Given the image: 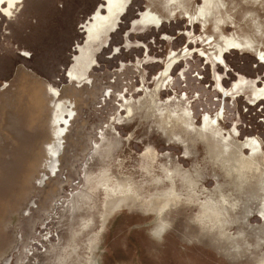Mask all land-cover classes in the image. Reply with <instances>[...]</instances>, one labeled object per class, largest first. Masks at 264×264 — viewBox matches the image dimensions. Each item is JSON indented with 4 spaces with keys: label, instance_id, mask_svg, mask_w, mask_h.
Wrapping results in <instances>:
<instances>
[{
    "label": "rangeland",
    "instance_id": "374dc122",
    "mask_svg": "<svg viewBox=\"0 0 264 264\" xmlns=\"http://www.w3.org/2000/svg\"><path fill=\"white\" fill-rule=\"evenodd\" d=\"M104 1L0 0V264H90L199 135L264 187V0Z\"/></svg>",
    "mask_w": 264,
    "mask_h": 264
},
{
    "label": "water",
    "instance_id": "95a60500",
    "mask_svg": "<svg viewBox=\"0 0 264 264\" xmlns=\"http://www.w3.org/2000/svg\"><path fill=\"white\" fill-rule=\"evenodd\" d=\"M90 264H264V187L199 135Z\"/></svg>",
    "mask_w": 264,
    "mask_h": 264
},
{
    "label": "crops",
    "instance_id": "0c3cea01",
    "mask_svg": "<svg viewBox=\"0 0 264 264\" xmlns=\"http://www.w3.org/2000/svg\"><path fill=\"white\" fill-rule=\"evenodd\" d=\"M104 1V0H103ZM105 2V1H104ZM129 2V1H128ZM212 3V2H211ZM211 3H210V0H209V2H206L205 3V5L207 6V5H210L211 6ZM104 5H106V2H105V4ZM103 5V7H99L100 9H104V12H106V9H105V6ZM175 5H179V7L181 8V10H180V15H181V13L182 14H184V16H183V18H185V17H187V16H190V12L189 11H187V8H185L184 6H182V5H180V4H175ZM126 7H127V5H126ZM190 8H192V7H190ZM190 8H188V10L190 9ZM97 10L95 13H98V12H100L101 10ZM216 9H217V11L218 12H224L223 10H221L220 8H218V7H216ZM146 12H148V9L147 10H145ZM150 11V10H149ZM102 12V11H101ZM125 13V11L121 14V15H119V18H118V20L120 21V19H121V16L123 15ZM173 14H175L173 11L171 12V15L173 16ZM214 15H215V13H213L212 14V16L210 17V21L207 19V18H204V19H202V20H205V19H207L209 22H210V25L211 24H213V22H215V17H214ZM94 16V15H93ZM93 16H92V18H93ZM92 18H90V21H91V19ZM228 21H229V19H227ZM90 21H88V22H90ZM224 21H226V20H224ZM163 22V21H162ZM88 24V23H87ZM259 55V54H258ZM74 61H73V65H74ZM72 65V66H73ZM36 88H32L33 90H31V94H34L35 95V93H38V96H39V98H38V100L37 101H34L35 100V98L32 100V102H33V104H32V107L33 108H35L37 111H38V113L40 114V117H41V119H46V117L48 116V112H49V108H50V101H48V99H47V94H46V89H47V87L45 88L43 85H42V83H37V86H35ZM30 106V105H29ZM62 129H64L65 130V126H63V127H61ZM65 132V131H64ZM66 133V132H65ZM64 133V134H65ZM64 136V135H63ZM56 138H57V136H56ZM56 141V140H55ZM63 143H64V141H63V138H62V145H61V149L63 148ZM60 152H61V150L59 151V153H58V155H57V158H58V156H59V154H60ZM49 161H50V159H49Z\"/></svg>",
    "mask_w": 264,
    "mask_h": 264
},
{
    "label": "bare ground",
    "instance_id": "6f19581e",
    "mask_svg": "<svg viewBox=\"0 0 264 264\" xmlns=\"http://www.w3.org/2000/svg\"><path fill=\"white\" fill-rule=\"evenodd\" d=\"M229 2V1H228ZM227 2V3H228ZM211 3V2H210ZM166 4H167V7H169V6H172V5H175L176 3H175V0H166ZM194 5V4H193ZM210 6V5H209ZM216 9V8H215ZM170 11V10H169ZM157 15H158V20H159V22H162V21H164L163 20V18L157 13ZM170 15H171V12H170ZM172 16V15H171ZM224 21V20H223ZM258 32V34L260 35V37L261 38H263V36H264V33H263V31H257ZM257 40H262V39H258L257 38Z\"/></svg>",
    "mask_w": 264,
    "mask_h": 264
},
{
    "label": "flooded vegetation",
    "instance_id": "af4514ba",
    "mask_svg": "<svg viewBox=\"0 0 264 264\" xmlns=\"http://www.w3.org/2000/svg\"><path fill=\"white\" fill-rule=\"evenodd\" d=\"M168 70H170V67H169V66L167 67V71H168Z\"/></svg>",
    "mask_w": 264,
    "mask_h": 264
}]
</instances>
